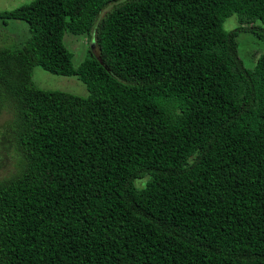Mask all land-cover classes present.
<instances>
[{
	"label": "trees",
	"instance_id": "obj_1",
	"mask_svg": "<svg viewBox=\"0 0 264 264\" xmlns=\"http://www.w3.org/2000/svg\"><path fill=\"white\" fill-rule=\"evenodd\" d=\"M0 18L30 32L0 47V264H264V52L247 68L236 41L264 39V0H31ZM66 31L92 40L77 65ZM34 66L88 94L40 88Z\"/></svg>",
	"mask_w": 264,
	"mask_h": 264
},
{
	"label": "rangeland",
	"instance_id": "obj_2",
	"mask_svg": "<svg viewBox=\"0 0 264 264\" xmlns=\"http://www.w3.org/2000/svg\"><path fill=\"white\" fill-rule=\"evenodd\" d=\"M31 0H0V10H10ZM244 26L255 25L254 21L241 20ZM238 25L236 14H231L223 22V28L231 30ZM30 36L28 25L20 19H8L6 22L0 18V47L17 46ZM64 43L73 53V64L77 65L86 56L87 47L92 42L85 34L74 35L68 31L64 34ZM238 55L247 68H252L257 56L264 52V39L249 31H241L236 36ZM95 51V49H94ZM33 82L44 89H54L71 92L77 95H87L86 85L75 75H62L52 73L40 66H34L32 71ZM147 177L136 179L138 186H143Z\"/></svg>",
	"mask_w": 264,
	"mask_h": 264
}]
</instances>
